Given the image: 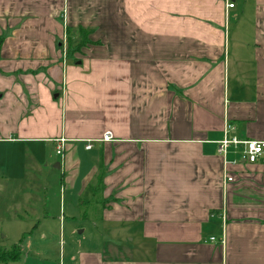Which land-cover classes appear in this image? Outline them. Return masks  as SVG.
I'll return each mask as SVG.
<instances>
[{"label": "crops", "instance_id": "obj_1", "mask_svg": "<svg viewBox=\"0 0 264 264\" xmlns=\"http://www.w3.org/2000/svg\"><path fill=\"white\" fill-rule=\"evenodd\" d=\"M232 2L0 0V146L37 160L64 137L57 223L110 242L67 264H264V155L217 150L226 124L264 140V0Z\"/></svg>", "mask_w": 264, "mask_h": 264}, {"label": "rangeland", "instance_id": "obj_2", "mask_svg": "<svg viewBox=\"0 0 264 264\" xmlns=\"http://www.w3.org/2000/svg\"><path fill=\"white\" fill-rule=\"evenodd\" d=\"M69 36L80 38L73 31ZM43 150L40 152L48 158L28 160L22 148L0 146V248L10 249L14 244L21 248L19 261L0 264H59L60 252L67 264L71 249L80 246L105 250L109 246L102 227L90 225V221L78 220L77 227L68 221L63 227L58 225V216L63 211L67 213L65 208L72 196L66 192L62 196L59 191L58 178L62 173L54 167L59 161L55 149L49 144ZM86 196L81 195L80 200H86ZM97 199L101 197L94 201L99 206ZM126 244L124 241L117 247L124 250Z\"/></svg>", "mask_w": 264, "mask_h": 264}, {"label": "built area", "instance_id": "obj_3", "mask_svg": "<svg viewBox=\"0 0 264 264\" xmlns=\"http://www.w3.org/2000/svg\"><path fill=\"white\" fill-rule=\"evenodd\" d=\"M225 2H226L225 4L226 9L232 8L234 6L232 0H225ZM63 53L65 55L66 47L63 49ZM230 128H231L230 124H226L224 129V135L217 142V150L220 155L225 156L227 152H229V150L232 149L231 152H233V154L235 152L239 154V163H246V164L254 163L261 156L264 155V140L239 138L229 133ZM111 137L112 135L110 131H106L103 133L100 140L109 141ZM54 142H55V153L59 158V162H63L66 139L64 137H58L57 139H54ZM91 147H92L91 142L88 141L85 144V148L90 149ZM227 162L235 163L237 161L230 160V161H226V163ZM226 180L231 181L232 177L227 176ZM210 239L213 240L214 238L211 237Z\"/></svg>", "mask_w": 264, "mask_h": 264}, {"label": "trees", "instance_id": "obj_4", "mask_svg": "<svg viewBox=\"0 0 264 264\" xmlns=\"http://www.w3.org/2000/svg\"><path fill=\"white\" fill-rule=\"evenodd\" d=\"M78 32L80 34L79 40H74L72 37L69 36L71 31L68 30L67 37H66V45H67V52L68 54L73 52H78L82 46H85L86 44L90 43L91 41L88 39V35L91 32V28L84 29L79 27ZM98 187L94 189V192L92 194V200L91 203H93L97 197H99L100 188L102 187V175L100 174L97 178ZM102 205V203H99ZM21 257V248L18 244H14L10 249H2L0 248V262L2 263H10V262H16Z\"/></svg>", "mask_w": 264, "mask_h": 264}, {"label": "water", "instance_id": "obj_5", "mask_svg": "<svg viewBox=\"0 0 264 264\" xmlns=\"http://www.w3.org/2000/svg\"><path fill=\"white\" fill-rule=\"evenodd\" d=\"M54 167H55L56 169H60V163H59V162H56V163L54 164Z\"/></svg>", "mask_w": 264, "mask_h": 264}]
</instances>
